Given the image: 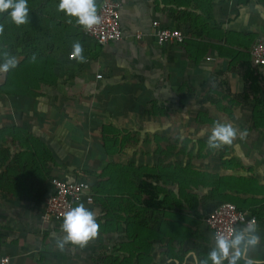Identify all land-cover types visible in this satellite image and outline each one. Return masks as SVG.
I'll return each instance as SVG.
<instances>
[{
    "label": "crops",
    "instance_id": "obj_1",
    "mask_svg": "<svg viewBox=\"0 0 264 264\" xmlns=\"http://www.w3.org/2000/svg\"><path fill=\"white\" fill-rule=\"evenodd\" d=\"M117 1L124 39L99 45L82 32L85 62L70 59L72 49L58 56L54 87L23 94L27 83L0 76V255L11 264H185L189 250L207 256L204 218L227 202L255 219L250 255L264 260V106L239 96L238 66L245 46L264 41V0ZM152 21L184 42L156 45ZM4 51L22 64L18 49H0V63ZM257 73L264 89V67ZM214 122L247 135L208 153ZM187 133L185 147L201 150L192 165L170 153L173 134ZM145 172L163 176L159 208L135 203ZM53 180L91 187L85 207L100 229L83 248L58 249L62 221L41 220Z\"/></svg>",
    "mask_w": 264,
    "mask_h": 264
},
{
    "label": "trees",
    "instance_id": "obj_2",
    "mask_svg": "<svg viewBox=\"0 0 264 264\" xmlns=\"http://www.w3.org/2000/svg\"><path fill=\"white\" fill-rule=\"evenodd\" d=\"M170 1L175 6L183 8L196 0ZM58 3L59 0H27L29 22L19 27L11 22L7 12L0 14V24L4 25V33L0 35V49H18L20 51L17 56L23 57L22 64L8 72V82H14L15 78H20L23 85L27 83L26 91L22 89L23 94H27V90H36L37 86L54 87L56 85L57 77L54 67L58 56H63L72 49V44L79 41L80 35L84 32L74 20L72 23L67 22L68 18L64 13L58 11ZM98 5L96 0L97 8ZM244 49L238 53V66L244 83V90L239 96L244 99L251 96L254 104L264 106V100L259 101L256 98L264 95L261 78L257 73L259 68L253 66L248 46ZM33 53L36 54L35 62L30 59ZM11 94L15 93L11 92ZM184 99V97L179 98L180 106ZM260 119L264 124V115ZM139 179L136 185L139 198L135 199V203L145 208L162 206L163 200H159L161 188L157 184V181L163 180L162 174L145 172Z\"/></svg>",
    "mask_w": 264,
    "mask_h": 264
},
{
    "label": "clouds",
    "instance_id": "obj_3",
    "mask_svg": "<svg viewBox=\"0 0 264 264\" xmlns=\"http://www.w3.org/2000/svg\"><path fill=\"white\" fill-rule=\"evenodd\" d=\"M58 11L64 13L68 23L79 26L85 32L93 31L101 23L97 14L96 0H59ZM8 13L13 24L17 27L29 22V8L27 0H0V14ZM4 33V25L0 24V35ZM84 49L79 41L72 44L70 57L79 63L85 62ZM3 62L0 63V76L7 74L17 66V59L10 56L7 51L2 53ZM36 60V54L30 57ZM239 135L240 139L246 137V130L240 131L231 123L214 122L207 138L209 150L218 151L225 146L233 145ZM100 224L97 223L96 214L83 204L70 207L63 213L61 231L63 238L58 240L56 246L63 250L66 245L85 247L90 240L97 237ZM214 245L204 258L199 257L194 250L185 255V264L189 258L193 264H264V260L253 258V252L260 243L258 226L253 219L242 228H232L229 233L219 232L213 236Z\"/></svg>",
    "mask_w": 264,
    "mask_h": 264
},
{
    "label": "built area",
    "instance_id": "obj_4",
    "mask_svg": "<svg viewBox=\"0 0 264 264\" xmlns=\"http://www.w3.org/2000/svg\"><path fill=\"white\" fill-rule=\"evenodd\" d=\"M97 14L101 17V23L91 32L84 31L88 38L99 45L124 39L120 28V4L117 0H100ZM151 28L158 46L182 44L185 40V35L180 30L162 27L158 21H152ZM135 38L139 40L140 35H135ZM250 55L253 66L264 67V41H256L250 49ZM69 58L72 59L70 56ZM52 185L54 193L46 199L44 212L41 215L43 222L62 221L63 213L70 207L79 204L88 206L94 201L91 187L85 181L53 180ZM253 219L234 204L225 202L210 211L204 218V223L214 236L219 232L229 233L230 229L246 225ZM0 264H11L10 258L0 255Z\"/></svg>",
    "mask_w": 264,
    "mask_h": 264
},
{
    "label": "rangeland",
    "instance_id": "obj_5",
    "mask_svg": "<svg viewBox=\"0 0 264 264\" xmlns=\"http://www.w3.org/2000/svg\"><path fill=\"white\" fill-rule=\"evenodd\" d=\"M193 120V119H192ZM188 134H190V133H187V134H173V145H172V147H176V142H178V141H180L181 140V145L179 146V149H174V148H172L171 150H170V153L174 156V155H178V154H180L182 157H184V158H186V159H188L189 160V163H190V165H192L191 163L193 162V161H195L196 160V158L198 157V153H200L201 152V150H199V149H194V150H192V145H190V148L188 149V148H186L185 147V145H184V143H185V141H192V139H190L188 136ZM186 135H188V136H186ZM190 135H192V134H190ZM193 135L196 137L197 136V134H196V132L195 133H193ZM209 135V134H208ZM208 135L206 136V135H204V137H208ZM177 137H182L181 139H179V138H177ZM170 142V141H169ZM175 144V145H174ZM183 153H185V155L183 154ZM208 153H213L211 150L210 151H208ZM179 156V155H178ZM196 157V158H195Z\"/></svg>",
    "mask_w": 264,
    "mask_h": 264
}]
</instances>
